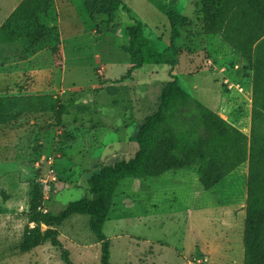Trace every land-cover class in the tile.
Wrapping results in <instances>:
<instances>
[{
    "label": "rangeland",
    "instance_id": "rangeland-1",
    "mask_svg": "<svg viewBox=\"0 0 264 264\" xmlns=\"http://www.w3.org/2000/svg\"><path fill=\"white\" fill-rule=\"evenodd\" d=\"M124 1L126 9L118 11L116 20L115 12L113 23L131 27L136 20L142 22L146 36L160 51L169 46L168 10L188 17L189 23L181 27L177 40L179 64L173 73L179 85L250 137L255 45L239 49L222 33H208L203 22L204 0ZM5 2L0 0L4 6ZM16 9L5 21L0 18V28ZM27 14L36 18L37 26L50 28L51 34L45 45L31 54L18 32L0 42V98L50 95L61 107L22 113L0 124V264H66L64 250L74 264H101L102 243L91 231L88 216L77 214L54 226L37 221L57 216L71 202L85 197L90 175L103 161L111 163L114 152L128 154L134 124L124 126V118L136 116L138 132L145 119L158 110L171 69L166 64H146L133 79L117 85L114 82L130 66V56L117 46L123 35H108L105 17L92 18L85 0H49L37 12ZM61 19H77L87 29L100 28L102 45H94L87 37L88 41L78 44L80 56H65L64 61ZM29 43L36 46L35 38ZM97 52L100 56H95ZM109 86H117L114 96L119 99L106 91ZM104 126L113 129L103 130L101 146L93 149L92 137ZM248 175L246 162L210 190L199 193L193 182L174 196L169 188L164 196L173 201L154 205L130 186L132 181L121 182L118 197H130L137 205L122 206L120 202V215L104 225L112 264H201L205 255L209 264H244ZM201 187L204 189L200 182ZM156 194L155 202L159 199ZM143 212L151 217L156 214V218L145 222ZM26 236L40 245L23 251ZM52 236L61 246L54 245ZM196 240L208 247L203 256L192 247ZM158 242L185 248V260L175 249L163 248Z\"/></svg>",
    "mask_w": 264,
    "mask_h": 264
},
{
    "label": "trees",
    "instance_id": "trees-1",
    "mask_svg": "<svg viewBox=\"0 0 264 264\" xmlns=\"http://www.w3.org/2000/svg\"><path fill=\"white\" fill-rule=\"evenodd\" d=\"M47 1L23 0L0 28V42L9 38L11 33L18 32L28 44V53L40 50L45 45L44 40L48 41L50 28L37 26L36 18L28 15L27 11L35 13ZM85 3L92 18L105 17L107 28L112 25L115 12L126 9L123 0H85ZM167 16L170 40L164 51L151 43L142 22L136 20L135 25L126 28L129 39L123 50L130 55V66L128 72L114 82L119 85L133 79L135 72L146 64H166L171 69L158 110L138 128L135 140L139 151L130 159L99 164L97 171L88 179L85 197L71 202L57 216H45L37 222L54 226L76 214L88 216L91 231L102 243L101 264H112L110 244L103 228L123 180L158 177L170 170L194 166L202 186L210 190L248 162L244 264H264V0H204L203 6V22L208 33H222L239 49L255 45L250 137L179 85L173 73L179 64L177 40L181 37V27L188 25L189 21L187 16L172 9L168 10ZM31 38H35L36 46L29 43ZM106 91L114 96L117 86H109ZM60 107L59 101L50 95L3 97L0 98V124L15 120L22 113L55 111ZM50 233L55 234V231L50 230ZM51 238L54 245L61 246L55 236ZM38 245V240L26 236L22 249L28 251ZM63 258L66 264H74L65 250Z\"/></svg>",
    "mask_w": 264,
    "mask_h": 264
},
{
    "label": "crops",
    "instance_id": "crops-1",
    "mask_svg": "<svg viewBox=\"0 0 264 264\" xmlns=\"http://www.w3.org/2000/svg\"><path fill=\"white\" fill-rule=\"evenodd\" d=\"M22 1L23 0H6L5 6H4V4H0V18L4 17V21H5L7 19V17L10 15V13H12L21 4ZM192 10H193V5H191V11ZM7 11H8V14H7ZM120 12L116 13L115 20L117 19V16L120 14ZM127 27L128 26L122 27L121 23H119L117 21L116 23L115 22L112 23L110 28H108V30H109L108 35L109 34L116 35V36L123 35V39L121 41H119L118 45H117L122 50H123V46L127 44L128 39H129L127 31H126ZM60 28H61L60 29L61 30V48H62V56H64V61H65V56H80L81 49H79L80 47L78 48V44H80L81 42H85L87 40V37H89L90 41L96 46L102 45V43L104 41L103 40L104 35H103L102 31H98L96 27H92V28L87 29L85 27V25H81V22L77 19H75L73 21L67 20V19H63V20L61 19ZM95 56H100V54L97 52L95 54ZM97 69H99V68H97ZM101 72L103 74V77L105 78V76H104L105 71L102 70ZM119 89H120V91H122L123 87H119ZM112 97L114 99H116V98L119 99V95L118 96H112ZM143 108L145 110V107H143ZM142 113H143V111H142ZM135 115H136V113H135ZM135 117L136 116H132L131 118H129V117L124 118L125 119L124 120V126L134 124V127H133L134 131L129 137L130 144H129L127 155L130 156V158H133L136 155V153L139 151V148H140L139 144L135 140L137 137V133H138L137 129H136V127L138 126V123H135V120H136ZM110 129H113V128H110L107 126L99 127V129L95 132L96 135L92 137L93 143H94L93 149L100 147L102 144L101 132L103 130L107 131ZM90 148H92V147H90ZM127 155L120 152V151H116L112 154L111 159H109V161H112L111 163H115L119 159H123V158L126 159ZM99 163H97V164H99ZM123 181L124 182L132 181L130 186L141 191L143 193L144 197L147 196L148 201L151 205L152 204L154 205L155 203H158V202H161V203L172 202L173 200L171 198H165V196H164V193H165L164 191L166 189H169V188L174 190V193H173L174 196H176L178 190L181 189L182 186H188L189 183L193 184V182H194L193 185H194L195 190L197 192L203 193V191L206 190V189H203L202 187L200 189V181H199V177L197 174L196 167H186V168L170 170V171H168V172H166L163 175L158 176V177H147V178H142V179H140V178H129V179H126ZM87 191H88V189H87ZM156 193H158V194H156ZM155 194L159 198L157 202H155L153 199V197H155ZM176 200H178V199H176ZM174 201H175V198H174ZM120 202L124 203V204H122V206L126 205L125 203H132V205H133L132 207H135L137 205L136 204L137 202L133 201L130 197H128V198L126 197V199L125 198L122 199V198L118 197V191H117L116 196H115V200H114L115 206L112 209L106 223L108 221H111L113 219V216L115 219H117V217L120 215V209H119V203ZM128 205H126V206H128ZM137 214L141 215V213H139V212H137ZM159 216H162V214ZM73 217H74V215L71 218H73ZM142 217H143V220L146 222V221H149L152 217L156 218V214H153V216L151 217L148 212H146V213L143 212ZM110 238L113 241V238L112 237H110ZM150 242L153 244L157 243V241L155 243V241H153V240ZM158 243L161 244V246L163 248L175 249L179 253V255L181 257H183V259L185 260V257L183 256V253H185V251H186L185 248L181 247V249H177L176 246H171V245H168L167 243H160V242H158ZM229 244H231V242ZM192 247L194 248V250H200V253H197L198 251L197 252L196 251L191 252V253H193V252L197 253L198 256H203V255H201V254H203L202 253L203 250L208 249V247H206L205 244H203V243L200 244V242H198L197 240L194 241V244ZM205 257H206L205 258L206 261L201 263V264H209L208 263L209 261H207V260H209V258L207 257V255H205ZM194 258L199 259V257L198 258L194 257ZM112 259H114L113 247H112ZM188 260H190V259H188ZM143 264H148V262L146 261ZM187 264H199V263L190 261Z\"/></svg>",
    "mask_w": 264,
    "mask_h": 264
},
{
    "label": "bare ground",
    "instance_id": "bare-ground-1",
    "mask_svg": "<svg viewBox=\"0 0 264 264\" xmlns=\"http://www.w3.org/2000/svg\"><path fill=\"white\" fill-rule=\"evenodd\" d=\"M183 78V77H182ZM182 82H185V80L184 81H182ZM185 84H188V83H185Z\"/></svg>",
    "mask_w": 264,
    "mask_h": 264
},
{
    "label": "water",
    "instance_id": "water-1",
    "mask_svg": "<svg viewBox=\"0 0 264 264\" xmlns=\"http://www.w3.org/2000/svg\"><path fill=\"white\" fill-rule=\"evenodd\" d=\"M195 114V113H194Z\"/></svg>",
    "mask_w": 264,
    "mask_h": 264
}]
</instances>
